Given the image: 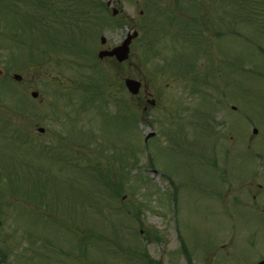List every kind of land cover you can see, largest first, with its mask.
I'll use <instances>...</instances> for the list:
<instances>
[{"label": "rangeland", "instance_id": "rangeland-1", "mask_svg": "<svg viewBox=\"0 0 264 264\" xmlns=\"http://www.w3.org/2000/svg\"><path fill=\"white\" fill-rule=\"evenodd\" d=\"M29 1L36 0H24L10 15L0 12V264H188L182 240L192 264L261 259L264 182L260 188L245 183L238 165L247 177V118L258 114L256 93L264 95L258 76L264 56L255 53L264 49V27L256 19L244 23L241 15L257 7L264 20V0H162L178 2L171 7L178 13L157 18H138L153 0H112L131 17L127 23L102 20L87 28L89 39L79 37L87 42L85 56L64 51L46 61L17 48L33 38V26L43 35L42 13L40 24L26 14ZM185 21L199 40L182 41ZM15 24L22 41L6 39ZM132 30L138 36L123 68L99 61L96 35L114 45ZM100 68L108 75L104 81ZM207 69L208 82L200 83ZM126 76L141 81L138 96L126 90ZM94 90L99 96L88 100ZM102 96L106 116L97 113ZM85 98L88 109L73 112ZM118 108L125 115L111 118ZM59 112H65L60 123ZM107 174L124 184L118 196L119 183L105 187ZM252 209L261 214L250 216Z\"/></svg>", "mask_w": 264, "mask_h": 264}, {"label": "flooded vegetation", "instance_id": "flooded-vegetation-1", "mask_svg": "<svg viewBox=\"0 0 264 264\" xmlns=\"http://www.w3.org/2000/svg\"><path fill=\"white\" fill-rule=\"evenodd\" d=\"M88 5V11L84 12V14H77L76 18L78 21L80 19L93 18L94 20H104L109 16H118L116 17L117 21H121L123 23H127L129 18H131L128 14H123L122 8H114V4L112 0H84ZM153 12L154 7H150ZM149 7H145L139 10V18L146 17L145 14H149ZM127 33V32H126ZM101 47H96L97 52L103 49H110L113 46L107 43L104 38V42L101 41ZM102 60H106L108 63L112 65H120L123 66V62H117L114 57H105ZM249 121L252 125V134L249 137L250 142V154H251V165L250 169L252 172V182L262 183L264 182V112L258 114H252L249 118Z\"/></svg>", "mask_w": 264, "mask_h": 264}, {"label": "water", "instance_id": "water-1", "mask_svg": "<svg viewBox=\"0 0 264 264\" xmlns=\"http://www.w3.org/2000/svg\"><path fill=\"white\" fill-rule=\"evenodd\" d=\"M135 35H136V32H134L133 35L128 36L127 39H125L124 42L120 46L114 48L112 51H109L108 54L109 55L115 54L119 60H123L124 58H126L129 52L128 44L130 42V38ZM14 77L18 79L19 75H14ZM125 83L130 92L134 94L138 92V89L140 86V83L138 81L128 78L125 80ZM32 95L36 96V93L33 92ZM257 264H264V261H260Z\"/></svg>", "mask_w": 264, "mask_h": 264}, {"label": "trees", "instance_id": "trees-1", "mask_svg": "<svg viewBox=\"0 0 264 264\" xmlns=\"http://www.w3.org/2000/svg\"><path fill=\"white\" fill-rule=\"evenodd\" d=\"M1 1V0H0ZM1 2H3V3H5L4 1H1ZM50 25V27H52L53 28V25L52 24H49ZM65 26H68V28H70V29H73V24L71 23V24H65ZM50 40H51V37L49 38ZM107 181H106V183L107 184H105L106 186L107 185H110V184H112V185H116V184H118L119 183V181H117V180H114L110 175H108L107 174ZM111 185V186H112ZM136 212V215H138L139 214V212H138V210H136L135 211ZM91 235V234H90ZM90 235L89 234H87V236L89 237V239H90ZM88 237L86 238V239H88ZM84 240V239H83Z\"/></svg>", "mask_w": 264, "mask_h": 264}]
</instances>
